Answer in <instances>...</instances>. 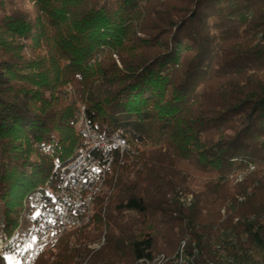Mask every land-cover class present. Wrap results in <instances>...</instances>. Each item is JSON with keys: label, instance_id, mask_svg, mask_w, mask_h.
Returning <instances> with one entry per match:
<instances>
[{"label": "trees", "instance_id": "1", "mask_svg": "<svg viewBox=\"0 0 264 264\" xmlns=\"http://www.w3.org/2000/svg\"><path fill=\"white\" fill-rule=\"evenodd\" d=\"M70 86L134 148L90 223L33 264L264 261V0H0L6 254L30 196L80 147Z\"/></svg>", "mask_w": 264, "mask_h": 264}, {"label": "built area", "instance_id": "2", "mask_svg": "<svg viewBox=\"0 0 264 264\" xmlns=\"http://www.w3.org/2000/svg\"><path fill=\"white\" fill-rule=\"evenodd\" d=\"M73 128L81 136V144L76 152H85V160L78 161L74 168H66V163L59 166L57 172L74 173V180L70 182L68 201H61L63 182L58 184L57 191H50V185L40 189L38 203L34 208V211L38 212L37 227L34 231L37 251L38 248L53 243L60 226L79 224L90 195L88 182L95 181L97 176H101L103 164H110L111 171L117 151H124V154H127L128 148L133 147L121 131L110 132L109 138H102L91 125L84 105L80 107L79 116H74ZM35 256L36 253H32V259L24 260L23 264H30ZM185 262L188 263L186 254ZM261 264H264V261Z\"/></svg>", "mask_w": 264, "mask_h": 264}, {"label": "bare ground", "instance_id": "3", "mask_svg": "<svg viewBox=\"0 0 264 264\" xmlns=\"http://www.w3.org/2000/svg\"><path fill=\"white\" fill-rule=\"evenodd\" d=\"M79 113H80V110L76 116H79ZM70 124L73 127V121H71ZM94 127H95V130H97V132L100 133L102 138H109L110 132L121 131V130L109 131L105 128L101 129V128L96 127V126H94ZM122 134H123V132H122ZM132 151H133L132 147L128 148L129 154L132 153ZM117 155H120L122 157L125 156L124 151H117ZM84 160H85V152H76L73 159H71L69 162L67 161L66 168H74L75 164H77L78 161H84ZM114 168H115V165H112V168L110 171V164H103L102 165L101 176H97L95 181H89L88 182V193H90V195H89V198H87V205L85 207V210L81 214L79 224H70L69 226H60L58 228L55 239L53 240V243L47 247H51V246L56 245L58 243V241L61 239V237L69 229H79V228L84 227L90 223L91 218H92V214H93V210H94L93 208H94L96 198L98 197V194L102 191L104 184H106L105 182H107V180H108V177L113 173ZM73 180H74V173L64 174V172H57V176H56V179L54 181V184L50 185V191H57L58 184L60 182H63L61 201H68L70 182H72ZM38 196H40V189L35 191L30 196V198L28 199V201L26 203V209L24 210L23 218L21 220V222L23 221L24 225H28L29 238L31 239V241H33L32 246H30V248L28 249V251L26 252V254L24 256L23 261L24 260H31L32 259V253H36L35 257H37L39 255L40 251L43 249V248H38V251H37V244H34V241H35L34 231H35V228L37 227V220H38V212L34 211V208L38 203ZM21 227H22V225H21ZM7 245L8 244L2 238V235L0 233V257L4 256L5 249H6ZM178 263L179 264H188L185 262V257H182V256L179 259Z\"/></svg>", "mask_w": 264, "mask_h": 264}, {"label": "rangeland", "instance_id": "4", "mask_svg": "<svg viewBox=\"0 0 264 264\" xmlns=\"http://www.w3.org/2000/svg\"><path fill=\"white\" fill-rule=\"evenodd\" d=\"M67 91L69 92V95H70V100L71 101H77L79 104H78V107L77 108H79L77 111H79L80 110V107H82L83 106V104H81V101H80V99L78 98V96H77V94L75 93V90H74V88H73V86H70V87H68L67 88ZM75 107V108H76ZM76 111V112H77ZM71 121H73V119L71 120ZM75 129V128H74ZM101 129H104V128H101ZM76 130V129H75ZM77 131V130H76ZM77 133H78V131H77ZM79 134V133H78ZM81 137V136H80ZM132 148H134V147H132ZM104 188V187H103ZM103 190V189H102ZM101 193V192H100ZM99 193V194H100ZM24 209H26V208H24ZM23 214L24 213H22V215H21V217H20V224L22 225V227L20 226V228L18 229L19 231H17L16 232V235H15V237L17 238H21V244H20V247H19V250L18 251H15V252H11V253H7L6 254V252H5V254H6V257H5V259H4V262H5V264H23V258H24V256H25V254H26V252L28 251V249L30 248V246H32V242L33 241H31V239L29 238V234H28V225H24L23 224V221L21 222V220H22V218H23ZM2 224H3V219H0V227L2 226ZM24 226V227H23ZM1 233V232H0ZM30 241V242H29ZM102 244H103V241H102V243H99V244H95V245H93V246H91V248L92 249H99L101 246H102ZM28 248V249H27ZM27 249V250H26ZM26 250V251H25ZM5 254H4V256H5ZM24 255V256H23ZM162 256L163 255H160V256H157V259L160 257V259H162ZM179 256V254H175L174 256H172L173 258V261H174V263H175V260H176V258ZM2 257V256H1ZM38 257V256H37ZM37 257H35L34 258V260L32 261V262H30V264H33V262L37 259ZM155 264V263H154ZM158 264H167V260H166V258H164V259H162V260H160L159 262H158Z\"/></svg>", "mask_w": 264, "mask_h": 264}]
</instances>
